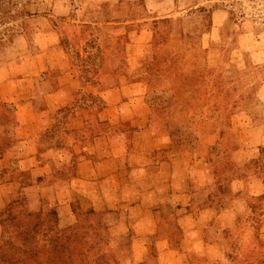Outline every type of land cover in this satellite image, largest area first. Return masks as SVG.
Returning a JSON list of instances; mask_svg holds the SVG:
<instances>
[{"label":"rangeland","instance_id":"rangeland-1","mask_svg":"<svg viewBox=\"0 0 264 264\" xmlns=\"http://www.w3.org/2000/svg\"><path fill=\"white\" fill-rule=\"evenodd\" d=\"M10 9L18 17L0 20V51L42 49L56 69L47 78L70 67L76 91L54 114L32 161L40 166L13 170L0 264H264V0H19ZM112 82L124 84L129 119L110 127L122 112L121 103L107 110ZM111 132L130 148L170 145L156 152L174 159L175 190L163 180L159 195L135 200L128 192L152 181L131 182L126 162L109 184L76 192V162ZM42 171L52 191L41 180L19 199L24 177Z\"/></svg>","mask_w":264,"mask_h":264},{"label":"crops","instance_id":"crops-1","mask_svg":"<svg viewBox=\"0 0 264 264\" xmlns=\"http://www.w3.org/2000/svg\"><path fill=\"white\" fill-rule=\"evenodd\" d=\"M44 36L45 34H39L37 38L40 39ZM55 41L56 39L53 42ZM4 50L6 51H0V203L4 199L12 197L9 194L10 189L17 184L13 170L18 171L40 166V161L37 163H32V161L35 158L39 159L40 153L47 149L49 143L46 132L55 122L54 114L72 101V92L76 91V84L72 81L74 74L70 75L72 74L70 67L58 68V82L55 80L56 78H47L44 72L47 71L49 76L56 69L53 66L50 67V61L47 55H42V49L36 52L35 56L32 52L20 58L17 49H13V47L10 49L9 47ZM5 54L8 56L7 59H4ZM63 56L66 57V55ZM35 57L40 61L39 65L37 64L38 61H35ZM110 73H106V81L113 78L112 73ZM104 87L105 90L102 94L107 99V110L112 111L117 107L114 105L121 103L118 107L122 109V112L120 114L111 113L112 116L107 117L106 126L113 127L114 122H124L129 119V115H127L128 104L123 96L120 97L124 84L112 82ZM68 90L70 91L69 94ZM117 135L114 136L111 132L95 138L92 155L76 162L72 177L76 192L82 193V184L98 178H101L103 184H109L113 181L111 179L117 178L119 164L126 162L131 167L128 175L131 182L152 181L147 187L131 189L132 194L128 192L129 196H135V200H146L144 196L159 195L162 192L163 180L165 190L168 188L172 191L175 190L173 187L177 183V179H175L177 167H175L174 159L170 157L169 161L162 160L156 152L163 148L168 149L170 145L166 146L157 142L158 145L153 147L130 148L127 144H117L118 142H115ZM122 135L124 134L121 133L119 136ZM167 140L170 142V138ZM98 141L101 143L100 146H98ZM136 150L142 155L141 159H137L136 153H132ZM80 153L81 151L77 152V154ZM15 156H17V164H13ZM66 160L67 157L59 156L57 161L65 162ZM163 165L164 167L169 166V171L165 174L164 179L162 175L165 172ZM151 169L154 170L153 179L151 177L149 179V176L146 175V172ZM133 187L135 188V186ZM118 192V190L115 191L114 196ZM108 193L109 191L103 193V197L105 198ZM136 196L138 197L136 198ZM114 200L121 199L114 198Z\"/></svg>","mask_w":264,"mask_h":264},{"label":"trees","instance_id":"trees-1","mask_svg":"<svg viewBox=\"0 0 264 264\" xmlns=\"http://www.w3.org/2000/svg\"><path fill=\"white\" fill-rule=\"evenodd\" d=\"M18 1L19 0H0V20H5V19H16L18 16H17V12L16 13H13V11H11L10 8H13V7H16L18 5ZM28 3V2H27ZM10 7V8H9ZM18 15H25V16H29L31 15L30 13H23V12H19ZM72 75V74H70ZM60 169H56V171H59ZM44 175H48L45 171H42V173H40L39 175L36 176L35 178V181H31L32 178L31 176H25L24 178L26 179L25 182L22 184V188L26 189V191H23L21 196L18 197L19 199H24L23 201H25L26 197L28 196V191L27 189L31 186V185H37L39 183V181L42 180V185L46 188L47 187V192L48 191H52V188L53 186L50 185V183H45L43 179H45ZM20 177V175H19ZM68 181H65L64 184L60 185L59 189H61L60 191H65L66 187H68ZM48 185L51 186V189L48 187ZM17 199V200H19ZM16 200V199H15ZM15 200L13 201H8L7 203H4V204H1L0 205V211L3 209V207L7 204V205H10L11 203H14L16 202ZM28 201H31V200H28ZM27 201V202H28ZM39 202H49V200L44 197V198H41V199H37V202L36 203H39ZM34 208V207H32Z\"/></svg>","mask_w":264,"mask_h":264}]
</instances>
